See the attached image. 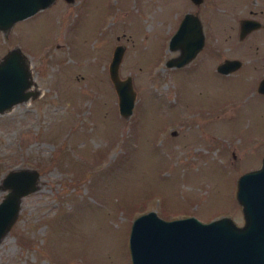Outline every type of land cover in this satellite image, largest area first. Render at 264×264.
<instances>
[{
  "label": "rangeland",
  "instance_id": "374dc122",
  "mask_svg": "<svg viewBox=\"0 0 264 264\" xmlns=\"http://www.w3.org/2000/svg\"><path fill=\"white\" fill-rule=\"evenodd\" d=\"M258 6L264 0H52L0 29V55L18 45L32 77V92L0 110V184L9 169L37 171L0 236V264H131L130 223L149 208L241 223L236 178L264 155V25L238 37V21ZM186 10L204 41L168 65ZM117 42L119 76L130 74L135 90L127 115L107 68ZM233 56L239 65L217 69Z\"/></svg>",
  "mask_w": 264,
  "mask_h": 264
},
{
  "label": "water",
  "instance_id": "95a60500",
  "mask_svg": "<svg viewBox=\"0 0 264 264\" xmlns=\"http://www.w3.org/2000/svg\"><path fill=\"white\" fill-rule=\"evenodd\" d=\"M51 1L0 0V29L5 32L14 20ZM239 23L242 35L259 21L242 17ZM203 39L197 14L186 10L168 40L169 47L179 50L165 63L180 65L188 61ZM122 51L123 44L115 43L107 68L118 110L127 115L132 110L135 90L130 74L119 76ZM239 64L237 57H224L216 67L227 72ZM31 81L26 54L18 45L10 46L0 55V110L26 98L32 92L28 88ZM257 89L264 91V76L258 80ZM36 177V169L28 167L12 168L3 175L0 185L6 190L0 197V236L16 215L20 195L35 187ZM235 196L242 210L241 223L225 213L208 220L194 214L163 217L153 208L137 213L128 233L131 264H264V155L258 166L238 174Z\"/></svg>",
  "mask_w": 264,
  "mask_h": 264
},
{
  "label": "flooded vegetation",
  "instance_id": "af4514ba",
  "mask_svg": "<svg viewBox=\"0 0 264 264\" xmlns=\"http://www.w3.org/2000/svg\"><path fill=\"white\" fill-rule=\"evenodd\" d=\"M249 10L253 13V15H244V16H241V17H239V18H242V17H252V18H256L258 21H259V24L257 25V26H255V27H252V28H250V29H248L247 31H251L252 29H254V28H257V27H260V26H263L264 25V21H262V19H260L258 16H262L263 17V19H264V9L261 7V6H258V7H255V8H253V7H250L249 8ZM261 10H263L262 11V14H261ZM258 14V15H257ZM199 18V17H198ZM199 20H200V18H199ZM239 21H240V19H239ZM239 21H238V23H239ZM200 23H201V21H200ZM201 28H202V26H201ZM238 30L240 31V23H239V26H238ZM203 31V30H202ZM239 31H238V37H242L247 31H245L242 35H240L239 34ZM203 36H204V31H203ZM203 41H204V39H203ZM203 44V43H202ZM202 46V45H201ZM200 49V48H199ZM198 49V50H199ZM197 50V51H198ZM196 51V52H197ZM196 52H195V54H196ZM194 54V55H195ZM193 55V56H194ZM192 56V57H193ZM191 57V58H192ZM222 72V71H221ZM228 72V71H227ZM261 92H264V91H261Z\"/></svg>",
  "mask_w": 264,
  "mask_h": 264
}]
</instances>
